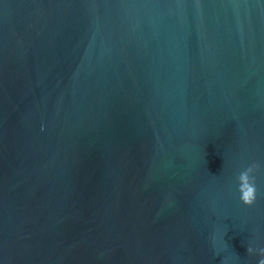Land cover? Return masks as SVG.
I'll return each mask as SVG.
<instances>
[{
	"label": "water",
	"instance_id": "95a60500",
	"mask_svg": "<svg viewBox=\"0 0 264 264\" xmlns=\"http://www.w3.org/2000/svg\"><path fill=\"white\" fill-rule=\"evenodd\" d=\"M260 248L264 0H0V264Z\"/></svg>",
	"mask_w": 264,
	"mask_h": 264
},
{
	"label": "clouds",
	"instance_id": "9594fccd",
	"mask_svg": "<svg viewBox=\"0 0 264 264\" xmlns=\"http://www.w3.org/2000/svg\"><path fill=\"white\" fill-rule=\"evenodd\" d=\"M257 168V165L252 164L249 165L247 168L243 169L239 172L237 177L239 184H238V191H239V199L244 204H251L255 199V185L253 183L254 176L253 171ZM252 248H248V252H251ZM259 253V260L258 264H264V248L258 249Z\"/></svg>",
	"mask_w": 264,
	"mask_h": 264
}]
</instances>
